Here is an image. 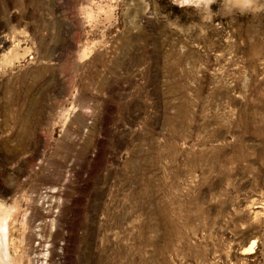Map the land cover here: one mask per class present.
Returning a JSON list of instances; mask_svg holds the SVG:
<instances>
[{"label": "rangeland", "instance_id": "rangeland-1", "mask_svg": "<svg viewBox=\"0 0 264 264\" xmlns=\"http://www.w3.org/2000/svg\"><path fill=\"white\" fill-rule=\"evenodd\" d=\"M0 212L14 264H264V0H0Z\"/></svg>", "mask_w": 264, "mask_h": 264}, {"label": "bare ground", "instance_id": "bare-ground-1", "mask_svg": "<svg viewBox=\"0 0 264 264\" xmlns=\"http://www.w3.org/2000/svg\"><path fill=\"white\" fill-rule=\"evenodd\" d=\"M7 212L5 214L6 215V218H7V216L9 217V214ZM6 227L7 226H6V221H5L4 217H1L0 216V264H14L13 261L10 262L11 261L9 259V256L10 255H8V248L9 247H8V243H7V235H6V232H5ZM253 245H254V243L252 244V247H250V249L253 248Z\"/></svg>", "mask_w": 264, "mask_h": 264}]
</instances>
